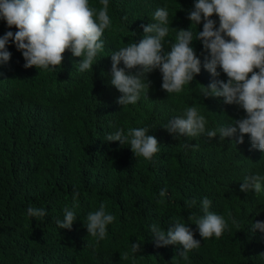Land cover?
Wrapping results in <instances>:
<instances>
[{"label": "trees", "instance_id": "16d2710c", "mask_svg": "<svg viewBox=\"0 0 264 264\" xmlns=\"http://www.w3.org/2000/svg\"><path fill=\"white\" fill-rule=\"evenodd\" d=\"M194 2L109 0L111 25L101 38L103 50L84 72L78 70L81 58L70 51L54 71L25 69L22 54L9 41L10 60L0 63V264H264V233L250 231L251 223L264 222V192L240 191L245 176H264V170L254 172L246 165L254 164L247 159L252 152L247 143L206 135L232 121L216 125L204 109L200 85L205 86L202 78L209 74L202 64L208 53L196 40L203 21L195 28L188 19ZM89 5L102 7L100 0H89ZM163 7L169 11L170 29L190 27L201 71L183 91L167 94L160 71L154 70L148 74L147 97L142 92L136 104L120 106L121 94L110 84V56L132 42L138 29L134 18L153 23L150 16ZM211 19L218 27V18ZM123 21L128 29L120 33ZM7 31L16 29L0 19V37ZM172 32L165 37L166 52L175 42ZM118 67L123 68L122 62ZM192 105L206 117L209 129L197 137L166 136L165 125ZM137 127L149 128L147 135L162 141L173 164L168 172L134 157L128 144L105 140L117 129L126 134ZM162 189L165 197L159 196ZM41 190L36 204L31 198H39ZM75 191L79 196L73 200ZM205 197L211 201L209 211L228 223L219 238L202 240L195 219H188L204 215L200 202ZM192 200L196 204L189 207ZM101 204L115 220L97 242L85 225L87 215ZM30 206L45 209L47 215L29 217ZM65 207L77 219L71 229H58ZM176 222H185L200 241L188 261L179 257L180 245L158 248L152 239L151 225L167 231ZM136 242L141 249L133 258L131 244ZM124 252L129 259L122 258Z\"/></svg>", "mask_w": 264, "mask_h": 264}, {"label": "clouds", "instance_id": "9594fccd", "mask_svg": "<svg viewBox=\"0 0 264 264\" xmlns=\"http://www.w3.org/2000/svg\"><path fill=\"white\" fill-rule=\"evenodd\" d=\"M100 4L101 8L94 9L89 0H0V19L9 29H16L15 33L7 31L0 37V63L6 64L10 60L11 53L6 46L11 41L19 51L17 55L22 54L25 69L35 67L54 71L62 64L63 54L70 51L74 57L81 58L77 64L80 72L91 70L97 54L104 47L101 38L111 25L109 0H100ZM213 15L218 18V27L211 19ZM134 19L138 24L133 27L138 29L133 33L132 42L110 56V84L121 94L117 100L120 106L136 104L142 92L147 97L151 86L148 74L154 70L160 71L161 88L167 94L183 91L184 86L191 85L201 71V60L191 47L193 33L190 27L187 30H181V27L170 29L166 7L152 13L150 19L153 23L144 25L143 19ZM188 19L190 26L195 28L203 21L202 31H196V40L208 53L202 64L209 74L202 78L205 86L200 85L205 112L216 125L228 119L232 122L209 129L206 117L192 105L182 116L165 125L169 132L166 136L174 133L197 137L205 133L206 127L209 139L219 134L221 140L247 143L252 151L247 159L254 164L251 166L245 161L246 165L254 172L264 170V0H195ZM123 22L119 25L120 33L128 29V23ZM170 30L176 37L175 42H171L170 51L166 52L165 37ZM121 62L123 68L118 67ZM134 69L135 73L131 74ZM149 130L137 127L125 134L123 129H117L107 134L105 140L128 144L134 157H142L151 166L168 172L173 166L168 150L157 135H147ZM240 191L264 192V176L258 173L245 176ZM38 194L39 198H31L36 204L41 202L42 190ZM78 196L79 192L75 191L73 200ZM159 196L165 197L166 189H162ZM195 204V200L188 202L189 207ZM200 205L204 215L188 217L195 219L199 236L202 240L221 237L228 227L224 216L209 211L211 201L207 197ZM63 212V220L57 221L58 229H71L76 214L69 207ZM27 215L45 217L47 212L30 206ZM114 220L115 216L107 213L101 204L98 210L87 215L85 228L88 235L99 242L106 237L107 226ZM231 222L239 227L235 218ZM251 225V233H264V222ZM240 228L245 229L243 222H240ZM151 232L158 248L180 245L177 252L183 261L189 260L191 250L201 246L185 222H176L167 231L153 224ZM140 249L138 242L131 244L133 258ZM122 258L129 259V252H124Z\"/></svg>", "mask_w": 264, "mask_h": 264}]
</instances>
